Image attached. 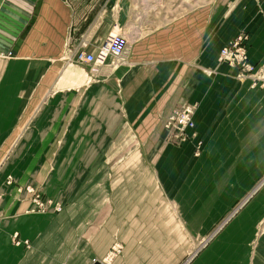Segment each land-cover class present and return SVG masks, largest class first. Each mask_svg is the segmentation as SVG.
<instances>
[{
	"label": "crops",
	"instance_id": "0c3cea01",
	"mask_svg": "<svg viewBox=\"0 0 264 264\" xmlns=\"http://www.w3.org/2000/svg\"><path fill=\"white\" fill-rule=\"evenodd\" d=\"M117 33L119 59L106 48ZM241 33L263 62L264 0H0V264H178L203 232L202 196L184 190L204 161L214 238L188 264H264V89L218 61ZM184 106L194 129L176 145L165 123ZM108 156L146 186L111 212L89 189L106 187ZM113 238L122 248L105 263Z\"/></svg>",
	"mask_w": 264,
	"mask_h": 264
},
{
	"label": "rangeland",
	"instance_id": "374dc122",
	"mask_svg": "<svg viewBox=\"0 0 264 264\" xmlns=\"http://www.w3.org/2000/svg\"><path fill=\"white\" fill-rule=\"evenodd\" d=\"M241 34H243V33H241ZM241 34H239V35H241ZM246 40H247V36H246ZM245 46H246L245 50L247 53V42L246 41H245ZM222 62H224V61H222ZM263 62H261V63H263ZM125 137L126 138H124L122 141H124L125 145H126L127 143H129L130 139H129L128 134ZM122 144L124 145V143H122ZM108 158L110 160L108 161L105 174L103 172V174L106 178V184H107L106 187L105 188L104 187H101V188L90 187L89 189L91 190V192H90L91 195L98 193V190H101V193H103V190L105 191L104 193L107 195V200H108L107 201V210L111 212L114 210L113 204H112V199L114 198V196H116L117 194H119V195L120 194L135 195L136 196L137 192L141 188L146 189V186L141 187L140 185L137 184L136 180H131L129 175L127 174L128 172L125 169H123L122 171L119 170L116 173L115 165H114L116 156H108ZM124 168H125V166H124ZM62 172H66V170H63ZM115 174H120V178H119L120 179V183H119L120 185L119 186H115V183L113 180ZM91 178H98L99 179L98 170H92L91 171ZM158 186L157 187L152 186L153 190H155L156 193H159L160 195H162L164 197L166 196L167 198H169L167 196L168 192H166L165 189L163 187H161V185L159 187ZM75 191H76L75 194L88 193V189L83 188L82 186L77 187L75 189ZM191 193L196 194L197 196L198 195L202 196V202L196 203L195 207L201 208V212L203 214L204 228H203L202 234L187 236L188 242H189L188 247H189V249L192 247V249H191V251H187L186 256L183 257L178 264H188V262L198 252H200L203 248H205L206 245L214 238V163L213 162L204 161L202 166L200 168H198V170L196 171V176L194 178V190L192 191V189L190 187H187L184 190L185 195L191 194ZM128 203H130V202H125L124 207H125V205H129ZM96 205H97V203H96ZM138 205H140L139 207H141V209H144L142 207V204H138ZM187 205L188 204H185L183 202H179L178 204L177 203L174 204V203H170V202L165 201L162 204V209L167 210L166 207L170 206L175 211L177 209L180 211H183V208ZM237 205L235 206L234 210H236ZM143 220H145V219H143ZM221 225L222 224L219 223V226H221ZM14 236H16V237L14 238ZM11 240L14 244H18L20 242L18 237H17L16 232H14L11 235ZM110 242H111V245H110L109 249L107 250L105 256H103V258H101L104 260L105 263H109L110 260L115 255H117L121 251V248H122L121 242L118 239L113 238V240Z\"/></svg>",
	"mask_w": 264,
	"mask_h": 264
},
{
	"label": "built area",
	"instance_id": "2783aa9c",
	"mask_svg": "<svg viewBox=\"0 0 264 264\" xmlns=\"http://www.w3.org/2000/svg\"><path fill=\"white\" fill-rule=\"evenodd\" d=\"M245 41L246 35L241 34L233 39L230 44L223 46L219 52L218 61H224L231 66H235L237 68L236 77L239 81L249 78L251 86H259L264 89V62L255 65L248 59L245 50ZM128 45L129 42L125 35L117 33L111 37L106 48L111 56L119 59L125 54ZM78 58L85 62H91L93 60L90 54H79ZM193 112L192 107L184 106L174 110L168 117L165 123V129L169 132V139L174 144L180 145L189 138L190 135L188 130L194 129ZM199 146L200 143L196 147L195 154L198 153ZM26 190L31 194V201L35 205L34 209L36 211L43 212L51 204V200L42 198L35 188L28 186ZM53 208L55 211H59L61 206L59 204H54ZM15 237L16 236H14V238ZM25 243H27V241H25Z\"/></svg>",
	"mask_w": 264,
	"mask_h": 264
},
{
	"label": "water",
	"instance_id": "95a60500",
	"mask_svg": "<svg viewBox=\"0 0 264 264\" xmlns=\"http://www.w3.org/2000/svg\"><path fill=\"white\" fill-rule=\"evenodd\" d=\"M93 264H101L99 261L95 260Z\"/></svg>",
	"mask_w": 264,
	"mask_h": 264
}]
</instances>
